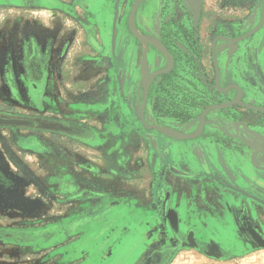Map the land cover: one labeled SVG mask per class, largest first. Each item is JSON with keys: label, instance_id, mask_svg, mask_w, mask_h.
I'll return each instance as SVG.
<instances>
[{"label": "rangeland", "instance_id": "obj_1", "mask_svg": "<svg viewBox=\"0 0 264 264\" xmlns=\"http://www.w3.org/2000/svg\"><path fill=\"white\" fill-rule=\"evenodd\" d=\"M34 1L0 0V113L66 130L0 127V167L29 202L0 205V264H264L242 215L199 212L226 200L199 164L210 144L241 147L247 168L264 167V25L234 47L217 41L223 90L212 51L219 36L255 28L264 0H202L198 30L180 21L193 18L186 0H141L137 27L163 38L174 60L147 89L166 59L130 29L137 0ZM236 94L240 102L208 112L196 139L175 141L140 119L145 105L148 124L190 134L206 108ZM166 197L180 211L178 237L161 212ZM119 198L138 212L96 211ZM253 209L249 220L264 235V202ZM134 215L152 224L130 250ZM191 230L199 247L180 246Z\"/></svg>", "mask_w": 264, "mask_h": 264}, {"label": "water", "instance_id": "obj_2", "mask_svg": "<svg viewBox=\"0 0 264 264\" xmlns=\"http://www.w3.org/2000/svg\"><path fill=\"white\" fill-rule=\"evenodd\" d=\"M140 1L141 0H137L132 10L130 20H131V17L135 15L136 5ZM186 2L189 4V6L191 7L193 11V19L195 23L198 24L199 17L201 15V9H202L201 0H186ZM263 25H264V8H263L261 20L255 28L251 29L250 31L238 37L229 38L226 36H219L218 38L215 39L214 44H213V58H214L215 68L217 71L216 87L218 89H220V83H219L220 70H219V64H218L217 53H216L217 41L219 39L226 40L232 45V47H234L233 45L235 43H239L247 39L248 37L252 36L254 33L259 31L263 27ZM134 35L142 41H148V42L152 41L149 37L145 38L137 34H134ZM166 71L168 70H159V71L154 72L152 74L153 78L161 74L162 72L164 73ZM235 102H240V101L236 100L235 98V100L232 103L216 104V105H211L208 108H206L203 111L202 116H201L200 126L198 127L200 130L198 134L193 135L191 133L190 134L184 133L183 134L184 138L182 140L198 138L200 132L203 131L204 129L205 118L210 110L217 109V108H225V107H228L234 104ZM140 119H141L142 124L148 129H155V130L163 132L165 128H168V127L161 126V125L148 124L145 118V105H143L142 107V110L140 113ZM0 127H12V128H21V129L48 130V131L58 130L59 128L66 130L63 124L49 121L41 117L12 115V114H4V113H0ZM175 141H180V140H175ZM217 146L219 147L218 149L219 151L213 150L210 144L207 147L206 152L204 153V163H201L199 161L200 162L199 164L200 165L204 164V166H208L207 170L210 173V176L212 177V184L213 182H215L216 185L218 184L221 186V188L218 189L217 192L225 189L222 191V193L224 192V194H226V197H225L226 203H229L230 200L235 202L234 197L238 195L239 187L240 185H242L243 190H245L246 192V193L245 192L242 193L244 197L243 200L247 204L250 212H255L256 210L253 209L255 204L258 202L260 203L261 201L264 202V197L261 194H259V192H264V186L257 184L258 182L256 181L259 179L261 180V182L264 181V176H262L261 174V172H264V167H261V166L257 167L251 162L250 164L253 166L254 170L252 168L251 169L247 168L244 165L247 162L246 160L247 157L244 155L243 149L241 147H233L231 145H228V146L217 145ZM218 161H220V163ZM217 162L221 165V168H222V171H221L222 174L220 175L219 173L217 174V170H216V168L219 167V165H217ZM199 164H197V166L194 164V166H196L200 170ZM234 167L241 168V172H240L241 174L239 173L240 174L239 176H241L240 183L239 182L237 183V181H235V184H233L232 182H234V180L231 179V176H230L231 174L227 171L228 169H231V168L234 169ZM203 169L205 170V168ZM249 171L253 173V176H252L253 178L252 180H249L246 182L244 180L249 179L247 176L249 175ZM215 174H217L218 177L215 176ZM194 175L197 177L204 176V174H201V172L193 174V177H195ZM254 178L256 180H253ZM228 182L229 184H227ZM161 212H163L165 223L171 227L175 236L176 235L179 236L180 225H181L180 224V212L177 209L170 206L168 203V200L167 201L165 200V202L161 206ZM249 214H250L249 212H242L241 214L244 219V226L247 232L257 241V243L261 246H264V235H262L252 224L251 220H249L250 219ZM186 239L188 243L184 241L183 244L188 245L190 247H195V248L199 247L196 241V238H195V231L191 230L190 232H188Z\"/></svg>", "mask_w": 264, "mask_h": 264}, {"label": "crops", "instance_id": "obj_3", "mask_svg": "<svg viewBox=\"0 0 264 264\" xmlns=\"http://www.w3.org/2000/svg\"><path fill=\"white\" fill-rule=\"evenodd\" d=\"M31 2H35L34 0H31ZM211 147L213 148V150H215V151H219L218 149H219V147L217 146V145H211ZM219 163H220V161H218ZM217 162V165H219V167H217L216 168V170H217V174L219 173V175L220 174H222V168H221V165L219 164ZM231 175V179H233L234 180V182H232V180H231V182L233 183V184H235V181H237V183L239 182L240 183V181H241V176H239L241 173V168H238V167H234V169H228L227 170ZM240 173V174H239ZM227 177V176H226ZM204 177H199V179H201V181H202V179H203ZM230 178V177H229ZM227 179V178H226ZM229 182H230V180H229ZM229 182L227 183V184H229ZM209 184L212 186V181L210 180L209 181ZM243 186L242 185H240V187H239V191H238V195H236L234 198H235V202L234 201H232V200H230L229 201V203H224L223 204V206L222 207H220L219 208V211H217L216 209L217 208H214L215 210H208V211H199V212H213V213H215V212H225L224 213V215L226 216V217H229V216H231V217H233V218H238V214H242V212H250V210H249V208H248V206H247V204L244 202V197H243V195H242V193L243 192H245V190H243V188H242ZM221 188V186L220 185H216V190H218V189H220ZM198 191H200V189H198ZM246 193V192H245ZM98 196V195H97ZM168 196V195H167ZM167 198V197H166ZM168 200V198L166 199V201ZM228 201V200H227ZM165 202V201H164ZM163 202V203H164ZM163 203H162V205H163ZM168 203H169V200H168ZM161 205V206H162ZM245 205V206H244ZM134 206V204H130V202H129V200H123L122 198H119V200H117L116 202H114L113 204H111V206H110V208H104V206L102 205V206H97V208H95L96 209V211L97 212H102V213H104V212H109V214L110 213H112L111 214V217H114V215H113V212H119V213H121V216H123V214L125 215V213L126 212H138L137 210H136V208H133L132 209V207ZM143 212H150V210H144ZM180 212V211H179ZM185 212V211H184ZM192 212H198V211H192ZM120 215V214H119ZM126 216V215H125ZM217 216H221V215H217ZM134 218L132 219V230H133V233L130 235V236H127L128 237V239L132 242V243H134V245H132L131 247H133L132 249H130V250H134V248H136V249H138L139 248V244H140V241H139V239H140V237H141V234L140 235H138V233H140V231L144 228H146L147 229V227H149L151 224H152V219H151V217H149L148 219H145L144 217L143 218H141V217H137V216H133ZM126 218V217H125ZM125 218H123V219H125ZM116 219H114V223L115 222H117V220L115 221ZM138 220H140V221H142L144 224H145V226H143L142 228H139L137 225H136V223H135V221H138ZM236 220H238V219H235V221ZM174 237H176V236H174ZM178 237V236H177ZM183 242H184V240L182 239V240H179V244H180V246H183V247H186V246H188V245H185V244H183Z\"/></svg>", "mask_w": 264, "mask_h": 264}, {"label": "flooded vegetation", "instance_id": "obj_4", "mask_svg": "<svg viewBox=\"0 0 264 264\" xmlns=\"http://www.w3.org/2000/svg\"><path fill=\"white\" fill-rule=\"evenodd\" d=\"M201 6H203L202 0H201ZM202 15H203V8L201 9V15L199 17L198 24L195 23L193 18H191L192 20H180V21H182V24H184L186 27H190L191 29L198 30L201 26ZM197 27H198V29H197ZM158 41L167 50V54H164V52H162L163 54H160V55H162V57L166 59V63L164 64V67L167 66L166 64L168 62L171 63V65L169 66L170 68L167 69V70H170L173 66V63H174V60H173L172 55H171V50L169 48L170 46L168 45V43L163 38H162V40L158 39ZM213 44H214V42H213ZM213 44H212V51H213ZM162 50L164 51V49H162ZM157 71H159V70H157ZM215 85H216V83H215ZM223 89H225V88H222L220 86L219 90H223ZM72 130L73 129L70 128L69 132ZM19 184H21V183L17 180V178H15L13 175L9 174L8 172H6L5 170H3L0 167V205H2V204H14L15 203V204H21L20 206H26L27 203L29 204V202H26L27 200L20 199L18 191H17L18 187L20 186Z\"/></svg>", "mask_w": 264, "mask_h": 264}, {"label": "bare ground", "instance_id": "obj_5", "mask_svg": "<svg viewBox=\"0 0 264 264\" xmlns=\"http://www.w3.org/2000/svg\"><path fill=\"white\" fill-rule=\"evenodd\" d=\"M130 29L133 31V33L134 34H137V35H139V36H141V37H145V38H150L152 41L150 42L152 45H154L157 49H159V50H162V49H164V54H167V50L165 49V47L164 46H162V44H160L159 43V41H158V38L155 36V35H153L152 33H149V34H147V35H145L144 34V32H142V31H140L139 30V28L137 27V25H136V21H135V16H132L131 17V20H130ZM138 29V30H136V29ZM154 48V47H153ZM155 49V48H154ZM166 50V51H165ZM155 51H157L159 54H163L162 52H160V51H158V50H156L155 49ZM163 51V50H162ZM170 60V59H169ZM168 68H170L168 65L167 66H165L164 68L163 67H161L160 69H158V70H167ZM152 79H153V75H151V76H149L147 79H146V81L144 82V87L147 89V88H149V86H150V83H151V81H152ZM236 90L238 91V93L240 94V97H241V90L240 89H238V88H236ZM237 93V94H238ZM237 94H236V100H237ZM239 101H240V98L238 99ZM199 128H196L194 131H192L191 132V134H193V135H195V134H198V132H199ZM163 132H165L168 136H170L171 138H173V139H175V140H182L183 138H184V133L183 132H181V131H179V130H177V129H175V128H165L164 129V131ZM182 133V134H181ZM183 135V136H182Z\"/></svg>", "mask_w": 264, "mask_h": 264}]
</instances>
